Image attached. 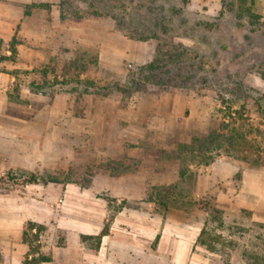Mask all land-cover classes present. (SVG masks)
I'll return each instance as SVG.
<instances>
[{
    "label": "rangeland",
    "instance_id": "374dc122",
    "mask_svg": "<svg viewBox=\"0 0 264 264\" xmlns=\"http://www.w3.org/2000/svg\"><path fill=\"white\" fill-rule=\"evenodd\" d=\"M228 107L264 130V0H0V194L35 185L66 228L83 212L174 229L186 264H264V157L206 140Z\"/></svg>",
    "mask_w": 264,
    "mask_h": 264
},
{
    "label": "crops",
    "instance_id": "0c3cea01",
    "mask_svg": "<svg viewBox=\"0 0 264 264\" xmlns=\"http://www.w3.org/2000/svg\"><path fill=\"white\" fill-rule=\"evenodd\" d=\"M26 158L25 155L15 158L11 166L28 168L30 161L27 163ZM5 168V149L2 147L0 169ZM37 189L35 185L26 186L24 197L0 194V264H23L26 257L29 260L36 256L29 254V246L22 241L28 223L42 227L43 231L33 245L38 246L40 255L49 258L50 261L43 264H186L189 260L182 256L181 241L165 240L169 238L168 231L176 233L171 228L104 229L99 218L90 220L83 212L71 224L72 228H66L67 207L60 205L54 209L57 204L51 202L52 199L48 201ZM252 213L257 223H264L262 196H254ZM102 232L105 233L102 235ZM150 236L151 239L158 238L154 253L149 251ZM166 246L168 261L164 258Z\"/></svg>",
    "mask_w": 264,
    "mask_h": 264
},
{
    "label": "trees",
    "instance_id": "16d2710c",
    "mask_svg": "<svg viewBox=\"0 0 264 264\" xmlns=\"http://www.w3.org/2000/svg\"><path fill=\"white\" fill-rule=\"evenodd\" d=\"M225 110L226 112L219 110L223 116L217 129L206 136L208 144L217 145L219 148L223 147L230 152H235L238 148H246L261 152L264 157V130H259L250 124L239 111L231 112L229 107ZM34 182L32 179L28 181V184ZM33 230H35V234H31ZM42 231V227L38 225L31 223L26 225L22 241L29 246V254H36V256H32L29 260L26 257L23 264H43L50 261L49 258L39 254L38 246L33 245L39 239ZM103 233L105 232H102V235Z\"/></svg>",
    "mask_w": 264,
    "mask_h": 264
},
{
    "label": "built area",
    "instance_id": "2783aa9c",
    "mask_svg": "<svg viewBox=\"0 0 264 264\" xmlns=\"http://www.w3.org/2000/svg\"><path fill=\"white\" fill-rule=\"evenodd\" d=\"M32 234H35V230L32 231Z\"/></svg>",
    "mask_w": 264,
    "mask_h": 264
}]
</instances>
